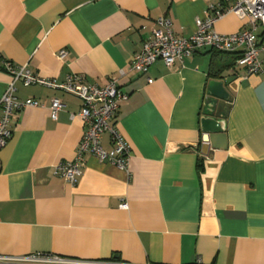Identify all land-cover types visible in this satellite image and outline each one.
I'll list each match as a JSON object with an SVG mask.
<instances>
[{
  "label": "crops",
  "instance_id": "1",
  "mask_svg": "<svg viewBox=\"0 0 264 264\" xmlns=\"http://www.w3.org/2000/svg\"><path fill=\"white\" fill-rule=\"evenodd\" d=\"M219 2L0 0V100L13 79L6 62L59 81L82 73L98 86L122 70L129 97L115 122L131 147L128 170L86 154L71 185L55 166L77 154L81 99L17 81L18 99L40 105L14 115L0 148V256L264 264V65L246 75L236 55L209 48L172 67L158 60L147 73L130 69L158 17L169 16L175 34L188 37ZM247 27L234 12L214 24L223 34ZM213 80L223 82L228 99L210 93ZM53 97L64 104L57 119ZM214 126L224 135L204 146ZM102 144L111 148L108 133Z\"/></svg>",
  "mask_w": 264,
  "mask_h": 264
},
{
  "label": "built area",
  "instance_id": "2",
  "mask_svg": "<svg viewBox=\"0 0 264 264\" xmlns=\"http://www.w3.org/2000/svg\"><path fill=\"white\" fill-rule=\"evenodd\" d=\"M227 12H234L248 20L249 27L230 34L215 30V22ZM197 30L191 36H178L174 32L173 21L169 16H160L152 28L151 36L144 43L143 49L137 52L131 62L132 71L147 73L150 67L162 60L172 67L176 62H182L205 49L236 55V63L245 68L246 75L262 72L264 65V0H220L219 4L211 5L205 18H197ZM67 50L58 52V57L64 59ZM5 66L13 79L0 100V148L4 147L12 136L14 115L27 106H38L37 99L20 100L16 96L15 84L22 81L25 85L39 84L61 89L76 95L82 101L78 115L85 124L83 138L77 148L74 160L62 161L55 166V172L70 183L76 185L83 174L85 155L92 154L101 161H107L119 168L127 169L131 147L118 129L115 118L121 103L128 99V93L120 87V78L125 75L112 76L103 86L87 81L82 73L69 74L65 80L47 78L31 72L27 66H17L6 62ZM151 81V78H149ZM64 106L60 98L51 99V117L57 119L58 112ZM75 117V114H72ZM110 135L111 148L105 149L102 137ZM123 208H128V202H123ZM31 262L44 264H129L120 261L85 262L70 258L51 255L0 256V262ZM150 264V263H148ZM194 264H203L198 259Z\"/></svg>",
  "mask_w": 264,
  "mask_h": 264
},
{
  "label": "water",
  "instance_id": "3",
  "mask_svg": "<svg viewBox=\"0 0 264 264\" xmlns=\"http://www.w3.org/2000/svg\"><path fill=\"white\" fill-rule=\"evenodd\" d=\"M209 91L216 98H221V99H228L229 98V92L226 90L223 82H221V81H218V80L211 81L210 86H209ZM211 106H214L213 103ZM209 119H211V118H206V121ZM205 132L207 134L204 137V139H205L204 146H207L208 143L215 144L216 139L224 135L223 131L218 130L215 126L213 127V129L212 128H206Z\"/></svg>",
  "mask_w": 264,
  "mask_h": 264
}]
</instances>
